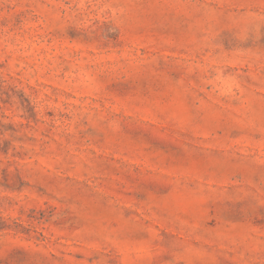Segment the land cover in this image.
Masks as SVG:
<instances>
[{
    "label": "rangeland",
    "instance_id": "374dc122",
    "mask_svg": "<svg viewBox=\"0 0 264 264\" xmlns=\"http://www.w3.org/2000/svg\"><path fill=\"white\" fill-rule=\"evenodd\" d=\"M0 264H264V0H0Z\"/></svg>",
    "mask_w": 264,
    "mask_h": 264
}]
</instances>
